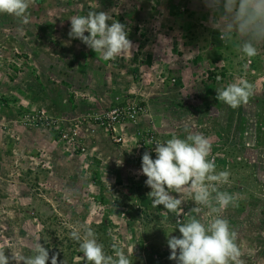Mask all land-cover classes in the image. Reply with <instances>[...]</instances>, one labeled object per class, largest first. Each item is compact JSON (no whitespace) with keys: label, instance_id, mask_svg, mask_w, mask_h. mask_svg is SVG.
<instances>
[{"label":"rangeland","instance_id":"374dc122","mask_svg":"<svg viewBox=\"0 0 264 264\" xmlns=\"http://www.w3.org/2000/svg\"><path fill=\"white\" fill-rule=\"evenodd\" d=\"M90 11L124 24L133 48L104 60L70 39L69 19ZM28 14H0V251L32 255L39 240L48 264H88L70 237L86 223L109 255L176 264L167 240L196 205L185 192L183 212L152 207L142 156L203 134L230 172L218 190L237 194L223 215L260 249L245 264H264V48L246 58L220 40L203 0H29ZM239 79L254 94L233 109L216 90Z\"/></svg>","mask_w":264,"mask_h":264},{"label":"clouds","instance_id":"9594fccd","mask_svg":"<svg viewBox=\"0 0 264 264\" xmlns=\"http://www.w3.org/2000/svg\"><path fill=\"white\" fill-rule=\"evenodd\" d=\"M203 2L210 12L209 23L220 40L235 44L243 57L254 58L260 54L264 48V0ZM28 8L29 0H0V14L14 16L24 25L30 22ZM69 20L70 39H79L104 60H114L133 48L126 26L109 13L90 11ZM216 92L219 102L235 109L249 101L254 89L250 82L239 79ZM154 151L156 158L145 152L141 165V174L147 177L145 183L151 189L148 198L152 207L163 206L170 213L183 212L182 193L185 192L196 205L187 213L190 217L187 222L177 228L181 235L169 236V259L176 264H245V256L248 260L257 257L260 249L240 239L223 215L226 209L236 205L237 194L218 190V185L229 182L230 172L217 171L214 158H210V139L203 134H188L186 138L173 136L157 142ZM174 192L178 195H173ZM204 215L210 219L205 220ZM70 237L79 244V251L88 264H132L126 250L116 244L112 245L114 255H109L86 223L75 226ZM11 253L9 256L0 251V264H12V261L48 264L50 259L49 251L39 240L32 255H17L12 250ZM50 264H58L56 255H52Z\"/></svg>","mask_w":264,"mask_h":264},{"label":"built area","instance_id":"2783aa9c","mask_svg":"<svg viewBox=\"0 0 264 264\" xmlns=\"http://www.w3.org/2000/svg\"><path fill=\"white\" fill-rule=\"evenodd\" d=\"M115 115H117V116H115ZM107 117H108V124L110 125V124L115 123L117 121L118 113H117V111H115V113L112 116L108 115ZM32 119H33V121H35V125H37L38 122H36V120L34 118H32Z\"/></svg>","mask_w":264,"mask_h":264},{"label":"crops","instance_id":"0c3cea01","mask_svg":"<svg viewBox=\"0 0 264 264\" xmlns=\"http://www.w3.org/2000/svg\"><path fill=\"white\" fill-rule=\"evenodd\" d=\"M59 98H60V97H59ZM59 98H58V99H59ZM93 106H94V105H93Z\"/></svg>","mask_w":264,"mask_h":264},{"label":"bare ground","instance_id":"6f19581e","mask_svg":"<svg viewBox=\"0 0 264 264\" xmlns=\"http://www.w3.org/2000/svg\"><path fill=\"white\" fill-rule=\"evenodd\" d=\"M73 123H75V122H73Z\"/></svg>","mask_w":264,"mask_h":264}]
</instances>
